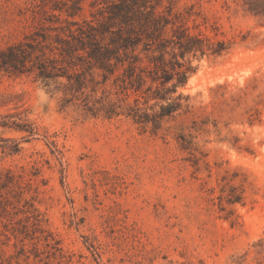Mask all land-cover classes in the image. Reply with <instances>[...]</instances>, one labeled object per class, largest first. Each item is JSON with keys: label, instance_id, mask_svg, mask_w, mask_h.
I'll list each match as a JSON object with an SVG mask.
<instances>
[{"label": "rangeland", "instance_id": "obj_1", "mask_svg": "<svg viewBox=\"0 0 264 264\" xmlns=\"http://www.w3.org/2000/svg\"><path fill=\"white\" fill-rule=\"evenodd\" d=\"M92 1L76 20L103 6ZM172 1L192 13L191 32L230 49L194 59L174 94L189 111L158 133L0 71V170L13 176L0 182V264H264V0ZM37 4L35 18L22 14ZM52 4L71 1L0 0V49ZM190 134L193 151L181 147Z\"/></svg>", "mask_w": 264, "mask_h": 264}, {"label": "trees", "instance_id": "obj_2", "mask_svg": "<svg viewBox=\"0 0 264 264\" xmlns=\"http://www.w3.org/2000/svg\"><path fill=\"white\" fill-rule=\"evenodd\" d=\"M70 1L66 7L43 5L35 31L0 49V71L14 76L33 74L44 82L58 83L57 91L71 95L72 100L82 99L93 116L124 115L158 133L184 107L189 111L183 97L174 94L195 73L194 59L218 57L230 49L226 41L200 29L191 32L192 13L176 9L172 0L168 5L163 0H95L91 6H103L91 13L92 19L81 20L75 18L85 10V0ZM40 6L22 14L31 12L35 18ZM99 89L101 97L95 96ZM113 95L117 98L112 99ZM131 97L134 101L128 103ZM17 128L34 134L28 124ZM190 137L180 136L184 150H196ZM3 174L0 170V182L7 188L13 176L11 171L5 178ZM228 201L240 202L241 197ZM45 240L54 250H62L55 238L53 243Z\"/></svg>", "mask_w": 264, "mask_h": 264}]
</instances>
